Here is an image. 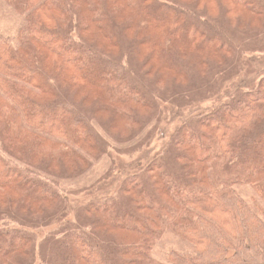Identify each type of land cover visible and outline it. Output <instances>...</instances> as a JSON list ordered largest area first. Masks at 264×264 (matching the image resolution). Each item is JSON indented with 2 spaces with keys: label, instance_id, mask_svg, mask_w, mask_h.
Instances as JSON below:
<instances>
[{
  "label": "trees",
  "instance_id": "16d2710c",
  "mask_svg": "<svg viewBox=\"0 0 264 264\" xmlns=\"http://www.w3.org/2000/svg\"><path fill=\"white\" fill-rule=\"evenodd\" d=\"M0 7V264H264V0ZM161 106L160 159L65 221L59 182L139 152Z\"/></svg>",
  "mask_w": 264,
  "mask_h": 264
},
{
  "label": "rangeland",
  "instance_id": "374dc122",
  "mask_svg": "<svg viewBox=\"0 0 264 264\" xmlns=\"http://www.w3.org/2000/svg\"><path fill=\"white\" fill-rule=\"evenodd\" d=\"M17 21L18 20L14 18L12 12L0 7V29L10 26L9 29L5 30L8 33H12L16 25L14 23H18ZM12 26H14L13 29H11ZM255 67H264V61L255 65L253 68ZM243 78H245L244 74ZM199 107L200 108H194L182 112L181 117L183 116L186 119L200 110L211 107V104L204 101L202 105H199ZM160 114L161 124L158 131L155 133L154 138H152V140H146L144 145L141 147L143 151L142 158L139 157L141 149L138 150L139 152L134 154L114 156L113 159H110V155L102 156L93 164L91 170L83 177L76 180H65L59 182L60 191L65 195L72 206L69 211L72 214V220L65 219V221L74 222V215L84 211L87 205L102 201L106 198V195L115 197L118 193L117 191L119 190L118 187L121 186L125 179L130 176L131 172L139 170L148 161H153L158 158L160 159L167 146L168 136L164 137L163 135L166 130H171L177 122L173 116L174 111L172 107L161 106ZM182 120L181 123H183ZM112 167H117V169L113 171L111 170ZM142 172H140V174ZM161 248H164L163 245ZM160 252H154L152 258L155 261H161L163 253Z\"/></svg>",
  "mask_w": 264,
  "mask_h": 264
}]
</instances>
